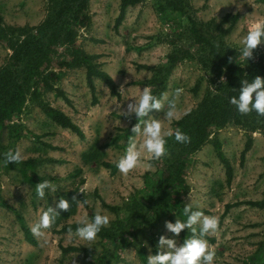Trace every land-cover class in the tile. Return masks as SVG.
Instances as JSON below:
<instances>
[{
	"label": "rangeland",
	"instance_id": "obj_1",
	"mask_svg": "<svg viewBox=\"0 0 264 264\" xmlns=\"http://www.w3.org/2000/svg\"><path fill=\"white\" fill-rule=\"evenodd\" d=\"M46 6V0H0L2 24L35 26L43 20ZM118 6L119 0H88L89 23L78 29L76 39L85 54L99 55L97 63L111 77L119 96H110L105 85L94 78L97 103L91 105L84 67L62 71L55 87L64 92L71 107L53 92L45 91L40 97L26 98L20 114L11 118L9 128L0 133L1 157L2 152L10 150H19L23 157L21 163L9 167L0 161V264H143L150 254L160 251L161 236L178 239L179 243L182 235L192 238L190 230L177 238L165 228L166 221L187 219L181 215L188 204L193 211L219 220L218 232L204 237L213 240L208 243L216 254L214 264H264V208L245 204L264 199V137L258 129L250 132L245 126L227 124L189 155L184 171L186 192L178 196L182 214L173 207L164 208L167 200L162 202L161 197L170 188L162 183L154 191L148 188L160 182L157 161H151L152 168H137L128 176L117 167L112 171L100 165H116L123 156L128 137L134 135L131 128L138 120L133 116L129 121L121 110L138 100L143 88H151L152 94L162 99V110H153L149 116L160 119L164 131L169 132L172 121L187 113L205 94L217 95L219 87L228 81L222 65L212 61L204 46L193 43L191 27L201 33L209 24L226 29L236 15L233 28L223 36L224 44L235 50L234 57L242 68L248 61L264 63V44L254 50L252 59H239L241 41L249 28L256 22L264 23V0H181L182 12L170 11L167 15L157 12L153 0H143L126 9L123 21L114 30ZM225 15L227 21L222 22ZM61 49L65 46L58 44L56 50ZM173 50L179 57L173 68L167 73L159 71L167 65ZM9 53L0 45V68ZM195 83L198 89L192 92ZM178 88L183 93L177 100V115L168 121L165 112ZM42 104L68 116L84 139L80 141L69 130L52 123L43 114ZM249 136L252 145L240 166L239 154ZM213 138L232 167L229 184L212 146ZM89 151L97 152L98 158L82 162L80 155ZM28 161L31 165L24 164ZM45 180L54 184L56 191L46 190L41 199L35 187ZM81 189L94 216L109 217V226L102 228L109 240L97 235L95 241L86 242L76 236L77 230L61 231L66 225L81 224L85 218L91 221L86 210L77 205ZM96 195L117 210L102 207ZM60 198L68 201V211L56 209ZM233 203L239 204L224 213V206ZM49 207L59 216L46 235L37 238L31 229ZM130 210L133 218L127 221ZM22 226L36 240L35 247L24 241ZM195 227L199 235L200 225ZM69 247L72 250L62 252L61 248Z\"/></svg>",
	"mask_w": 264,
	"mask_h": 264
},
{
	"label": "trees",
	"instance_id": "obj_2",
	"mask_svg": "<svg viewBox=\"0 0 264 264\" xmlns=\"http://www.w3.org/2000/svg\"><path fill=\"white\" fill-rule=\"evenodd\" d=\"M143 0H119L118 13L114 19L113 28L116 30L124 19L126 9L132 7ZM155 8L160 14H168L170 11H181V0H153ZM263 1V0H260ZM46 13L43 20L35 26H5L2 24L0 17V45L9 50L6 64L0 68V133L9 128L8 121L20 114L21 108L26 98L40 97L45 91L53 92L56 98H60L68 107H71L70 100L63 91L55 87L58 76L62 71H69L79 67L85 69V85L89 91L91 105L97 103L95 97V87L93 79L96 78L102 82L108 90L110 96L118 97L115 83L111 77L100 69L101 64L97 63L99 55H87L81 48L79 41L76 39V32L79 28L85 27L89 23L88 0H46ZM182 12V11H181ZM228 15L222 17V22L227 21ZM236 22L234 15L226 29H222L220 24L207 25L205 33L199 32L195 27H191L189 33L193 43L198 46H204L208 50L213 62L221 64L225 70L228 81H225L218 89V94L209 96L205 94L201 100L183 116L171 122L169 132L172 136L166 137L167 156L157 161L160 172V182L157 185H149L151 191L159 189L161 183L170 188L165 192L161 200L166 209L173 207L180 214L182 211L179 206L180 194L186 192L184 183V171L187 167L188 157L199 149L203 143L208 142V136L215 134L216 131L227 124L242 125L247 128L258 129L264 137V117L258 116L255 112L249 115H241L235 106L230 104L232 97L239 96L241 81L248 80L251 82L257 76L264 78V63H253L248 61L247 66L242 68L236 62L235 50L226 46L223 42L224 34H227L233 28ZM58 44L64 45L65 49L56 50ZM219 45L217 47L216 45ZM177 52L173 50L168 55V63L159 71L169 72L178 60ZM157 77V74H155ZM198 84L195 83L192 92H196ZM43 114L61 129H67L82 141L84 135L81 130L66 116L63 112L42 104ZM7 123V124H6ZM179 130L188 137L190 142L178 143L175 140L174 133ZM212 146L224 167V176L226 184L232 180V167L227 158L223 156L220 150L219 142L213 138ZM252 145L251 136L245 141L243 149L239 154V165L244 162L246 153ZM51 148V147H49ZM4 155L5 153L2 152ZM84 163L95 161L98 158L97 152L89 151L80 155ZM0 161L4 165V158L0 155ZM264 165V157L262 159ZM24 164L31 165V162ZM10 163L8 166H11ZM103 168L115 170L116 165L106 162H100ZM5 166V165H4ZM80 173V170H76ZM24 180H27L26 173L21 170ZM95 193V192H94ZM102 207L117 210L116 207H110L102 198L96 195ZM79 202L86 201L83 193L77 196ZM159 204V201H157ZM239 203L226 204L224 213L229 209L237 206ZM246 205L264 208V199L262 201H247ZM172 205V206H170ZM83 208L90 220L94 218L93 211L88 204ZM126 218L130 221L133 218V211ZM184 218V215H181ZM186 221V220H183ZM81 224H71L62 227L61 231L77 230ZM23 239L35 247L36 240L31 235L28 228L22 226ZM106 230L101 229L98 235L109 240ZM185 234V233H184ZM186 239L181 236V243ZM213 242L212 239H207ZM264 247V239H263ZM62 252L72 250V247L61 248ZM143 264H147L146 261Z\"/></svg>",
	"mask_w": 264,
	"mask_h": 264
},
{
	"label": "clouds",
	"instance_id": "obj_3",
	"mask_svg": "<svg viewBox=\"0 0 264 264\" xmlns=\"http://www.w3.org/2000/svg\"><path fill=\"white\" fill-rule=\"evenodd\" d=\"M241 43L239 59L242 61L252 59L254 50L264 44V23L252 24ZM216 46L219 47L218 44ZM241 85L238 98L232 97L229 101L230 104L235 106L241 115H249L255 112L258 116L264 117V78L257 76L251 82L242 80ZM123 91L122 85L121 92ZM182 93V88L175 90L174 98L168 103L165 112L164 118L166 120L175 119L178 111L177 100ZM163 107L162 99L153 95L151 88L145 87L140 92L138 100H132L131 103H128L126 110H121L122 115L129 121L133 116L138 120V123L131 128L134 135L128 137L126 150L116 164L122 175L128 176L137 168L150 169L153 166L151 161H159L168 154L166 137L172 136L173 133L164 131L160 119L149 116L153 110L160 112ZM146 117L149 119L146 120ZM174 136L178 143L190 142V137L179 130L174 133ZM138 139L140 140L139 143ZM22 160L23 157L19 150L14 152L10 150L4 155L5 166L10 163L19 164ZM46 190L55 192L56 186L45 180L35 187L36 194L41 199L45 197ZM80 193H83V189ZM86 203L87 201H77L78 207H83ZM69 207L68 201L64 198H60L56 204L58 210L68 211ZM56 209L49 207L43 211L39 221L31 229L35 237L43 238L47 230L51 229L56 217L59 216ZM183 214L187 217L186 221L180 219H177L175 223L166 221L165 228L177 238L185 230H190L193 234L192 238L179 243L178 239H168L161 236L159 238L160 251L155 255L150 254L147 257V264H214L215 251L204 237L215 235L218 232V218L206 216L201 211H193L191 204L184 207ZM109 224L110 219L107 215L96 214L91 221L87 218L81 221L82 226L77 228L76 236L80 240L93 242L101 229L109 226ZM196 225H200L199 235H197Z\"/></svg>",
	"mask_w": 264,
	"mask_h": 264
}]
</instances>
